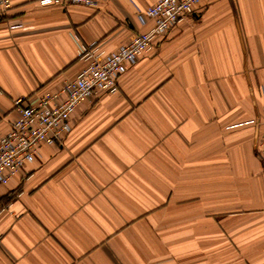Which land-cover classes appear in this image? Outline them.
Listing matches in <instances>:
<instances>
[{
    "label": "crops",
    "instance_id": "0c3cea01",
    "mask_svg": "<svg viewBox=\"0 0 264 264\" xmlns=\"http://www.w3.org/2000/svg\"><path fill=\"white\" fill-rule=\"evenodd\" d=\"M157 0H11L0 137L13 100L59 90L80 46L127 44ZM61 143L0 186V264H264V0H201Z\"/></svg>",
    "mask_w": 264,
    "mask_h": 264
},
{
    "label": "built area",
    "instance_id": "2783aa9c",
    "mask_svg": "<svg viewBox=\"0 0 264 264\" xmlns=\"http://www.w3.org/2000/svg\"><path fill=\"white\" fill-rule=\"evenodd\" d=\"M200 1L157 0L137 14L142 25L151 22L147 31L137 33L131 41L109 54H104L95 45L80 46L78 57L85 66L75 78L64 82L57 91L15 98L13 106L18 116L9 131L0 137V186L35 159L40 145L61 143L63 135L70 130L69 117L80 103L117 92L119 77L140 56L153 50L156 38L164 37L179 22L191 17ZM40 2L62 6L94 5V0ZM11 6V0H0V16L6 14ZM260 153L264 159V132L260 138Z\"/></svg>",
    "mask_w": 264,
    "mask_h": 264
}]
</instances>
